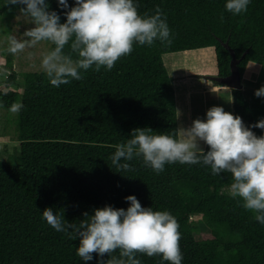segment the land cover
I'll return each instance as SVG.
<instances>
[{
  "label": "trees",
  "instance_id": "16d2710c",
  "mask_svg": "<svg viewBox=\"0 0 264 264\" xmlns=\"http://www.w3.org/2000/svg\"><path fill=\"white\" fill-rule=\"evenodd\" d=\"M46 2L61 23L75 6V0H68V9L58 0ZM133 2L142 16L154 15L157 7L162 10L171 44L158 39L151 46L134 44L111 70H80L82 79L59 87L51 85L44 71L23 72L17 79L11 63L0 60L9 70L2 74L6 88H0V108L23 104L15 129L18 162L0 158V264H98L96 254L91 261L80 259L79 238H70L71 230L57 232L42 213L52 208L78 225L88 219L84 213L91 216L106 205L126 210L130 195L143 207L169 211L177 218L182 264H264V224L242 207L241 198L230 195V173L213 175L202 162H176L157 174L142 156L121 160L130 170H118L111 159L116 145L126 143L134 129L178 135L175 92L164 54L214 47L218 76L225 77L231 60L227 43L239 59L241 77L249 62L264 66V0H250L239 15L226 11V0ZM5 4L0 0V16L7 18L24 7ZM53 47L50 44L49 50ZM69 50L66 46L64 51ZM242 83V89H231L233 115L251 126L264 119V97L254 94L264 85ZM251 130L264 135L262 129ZM195 216L201 220H193ZM137 258L141 264H169L159 255Z\"/></svg>",
  "mask_w": 264,
  "mask_h": 264
},
{
  "label": "clouds",
  "instance_id": "9594fccd",
  "mask_svg": "<svg viewBox=\"0 0 264 264\" xmlns=\"http://www.w3.org/2000/svg\"><path fill=\"white\" fill-rule=\"evenodd\" d=\"M68 9V0H58ZM250 0H226L225 9L233 15L247 11ZM23 5L20 11L31 18L34 27L27 29L26 39L9 37L7 51L13 55L40 42L54 47L41 60V68L54 87L67 84L70 79H82L80 70L95 66L111 70L115 63L133 51V45L151 46L157 39L171 44V33L157 7L154 15L138 12L133 0H75V6L66 11V22L61 23L56 11H49L46 0H6L5 6ZM223 15L220 19L223 20ZM69 52L65 53V48ZM225 85V84H224ZM264 97V86L254 93ZM22 103H14L11 111L18 114ZM251 128L264 130V119L246 126L239 115L213 106L206 112V119L193 120L179 135L151 134L150 128L134 129L126 143L116 145L111 157L118 170H130L128 163L134 156H142L144 164L157 174L166 164L203 163L213 175L230 173L233 182L229 193L241 198L242 207L255 213V220L264 224V135L257 136ZM201 142L208 146L205 152ZM129 207L114 208L106 205L94 209V214L80 223H68L64 216L46 208L43 219L57 232H67L70 238H79L76 255L91 261L93 254L98 264H141L137 254L148 257L162 256L169 264H182L179 222L169 211H154L143 207L134 195L125 198ZM119 252V256L113 253ZM109 258L105 261L103 257Z\"/></svg>",
  "mask_w": 264,
  "mask_h": 264
},
{
  "label": "crops",
  "instance_id": "0c3cea01",
  "mask_svg": "<svg viewBox=\"0 0 264 264\" xmlns=\"http://www.w3.org/2000/svg\"><path fill=\"white\" fill-rule=\"evenodd\" d=\"M196 51L195 58L185 56L193 54L195 49H192L178 51L181 58L168 59V74L175 92L178 135L181 129L189 128L193 120L206 119L207 110L213 106L223 107L233 114L231 88L218 84L214 79L218 76L214 47L198 48ZM260 67L262 70L260 63L249 62L241 83L242 80L259 83L258 78L251 75L257 73L254 70ZM202 148H205V144Z\"/></svg>",
  "mask_w": 264,
  "mask_h": 264
},
{
  "label": "rangeland",
  "instance_id": "374dc122",
  "mask_svg": "<svg viewBox=\"0 0 264 264\" xmlns=\"http://www.w3.org/2000/svg\"><path fill=\"white\" fill-rule=\"evenodd\" d=\"M34 27L31 23V18L21 12L16 13L12 18L0 16V60L7 59L11 63L12 69L17 74V79H20V74L28 71H43L41 68V60L43 55L49 51L48 42H40L35 47L26 48L23 52L15 55L7 51L9 47V37L14 36L17 39H26L23 33ZM195 52L191 55H185L187 58H195ZM180 52L166 53L163 55V62L168 73H170V65L168 59L172 57L181 58L178 55ZM194 62V61H192ZM181 67V66H180ZM257 73L251 76L258 78L259 83L264 85V66L254 70ZM9 73L8 68L0 65V88L5 89L6 85L3 82L2 74ZM17 125V114L10 110L0 108V158L11 164H16L20 157L19 141L16 139L15 129ZM204 143L201 142V147ZM193 220L200 221L201 216L193 217ZM196 238L199 235L196 234Z\"/></svg>",
  "mask_w": 264,
  "mask_h": 264
},
{
  "label": "water",
  "instance_id": "95a60500",
  "mask_svg": "<svg viewBox=\"0 0 264 264\" xmlns=\"http://www.w3.org/2000/svg\"><path fill=\"white\" fill-rule=\"evenodd\" d=\"M224 46L229 50L231 54L230 60V73L225 77H214L217 82L225 84L227 87L231 89H242L243 85L241 83V75L238 68L239 59H236L233 51L230 49L227 43H224Z\"/></svg>",
  "mask_w": 264,
  "mask_h": 264
}]
</instances>
